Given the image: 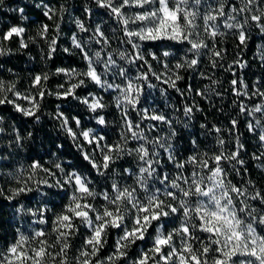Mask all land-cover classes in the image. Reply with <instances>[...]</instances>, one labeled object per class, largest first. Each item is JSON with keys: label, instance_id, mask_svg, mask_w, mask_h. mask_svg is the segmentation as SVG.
<instances>
[{"label": "snow or ice", "instance_id": "snow-or-ice-1", "mask_svg": "<svg viewBox=\"0 0 264 264\" xmlns=\"http://www.w3.org/2000/svg\"><path fill=\"white\" fill-rule=\"evenodd\" d=\"M94 2L118 27L106 34L97 25L86 41L73 36V45L80 50L86 70L57 69V74L63 73L69 79L82 78L55 95L79 100L91 113L97 114L94 119L98 125L106 126V117L98 114L108 107L103 97L94 93L80 97L76 89L85 86L87 80L105 91H115V106L120 112L118 139L108 143L106 135H99L91 128L76 132L61 112L57 113V119L74 142L82 137L92 145L91 151L85 150L82 144L77 147L96 174L108 178L110 183L98 189L88 176L67 171L62 163H53L54 172L33 161L27 168L10 174L16 187L8 189L9 200L29 193L43 198L47 196L44 188H55L65 193L63 198L67 202L58 212H53L43 199L36 208L21 205L18 211L32 217L35 226L27 235L17 229L16 238L0 249V264H264V188L258 187L250 177L244 178L247 173L242 159L245 145L236 134L239 118H230L225 128L212 125L210 131L216 134L214 149L201 152L197 141L192 140V153L182 158L173 144L177 132L169 116L157 108L140 106L145 88L157 87L152 79L167 86L161 89L162 94L168 88L181 96L188 93L186 99L191 98L193 102L184 104L183 114L189 120L195 111H203L195 97L222 99L224 93L219 90L222 82L214 70L234 73V67L247 66L238 58L226 64L227 49L222 45L231 36L237 49L246 48L252 30L264 35V0ZM3 3L0 0V5ZM53 11L47 8L44 15L51 19ZM90 11L85 8V13ZM76 25L81 32L89 31L79 19ZM56 27L59 29L58 24ZM47 30L46 25L42 26L41 34ZM24 32L23 27H11L0 33V55L9 51L4 47L5 41L22 37ZM113 39L128 47L112 49ZM91 45L100 47L92 51ZM148 45L164 50L158 55ZM20 46L27 47L23 39ZM177 46L184 53L179 58L168 50ZM55 47L56 39H52L49 55ZM117 57L124 64L136 66L137 74L130 76L129 69L118 63ZM169 57L176 62L162 61ZM205 60V70H200ZM150 61L162 64L163 70L157 72ZM100 66L102 71L98 70ZM181 70L196 72L208 83L202 89L194 90L191 85L181 89L178 82L185 79ZM109 75L112 80L106 78ZM48 78L47 74L36 75L33 83L42 88ZM116 78L119 83L114 82ZM229 84L234 96L233 107L239 115L248 118L247 130L258 135L260 151L252 158L260 160L264 158V86L257 82L250 89L238 75ZM8 92L27 100L31 107H22L9 99ZM44 95L43 90L37 92L40 98ZM254 98L260 102H253ZM6 103L24 116L39 120L36 116L39 101L33 96L22 97L15 90V83L0 81V105ZM133 112L137 119H133ZM72 120L80 128L81 121L75 117ZM161 125L168 127V133L151 136ZM200 127L209 131L207 124ZM3 131L0 127V132ZM223 132L232 139L226 140ZM23 139L16 134L18 146H22ZM125 158L134 162V167H116ZM47 177L52 178L51 182ZM235 177L241 179L235 180ZM0 196H4L2 187ZM49 212L51 217L47 215ZM111 230L119 235L112 251L105 256L103 252ZM81 236L79 247L74 250V241Z\"/></svg>", "mask_w": 264, "mask_h": 264}, {"label": "trees", "instance_id": "trees-1", "mask_svg": "<svg viewBox=\"0 0 264 264\" xmlns=\"http://www.w3.org/2000/svg\"><path fill=\"white\" fill-rule=\"evenodd\" d=\"M91 9L90 13H85V8ZM23 9V13L17 9ZM47 8L53 9L50 13L51 19L45 16ZM131 11V10H130ZM84 22L89 29L87 33L81 32L76 20ZM57 24L59 29H57ZM47 26V32L41 34L42 26ZM97 25H100L106 34H110L111 30L117 28L115 20L112 19L104 9L98 8L94 0H4L0 5V33H4L11 27H23L25 32L22 37H14L4 42L6 51L4 55H0V81L7 83H15V90L21 93V96H33L39 101V109L36 111L35 117L24 116L21 112L15 110L12 104L0 105V118L4 131L0 132V187L4 189V196H0V249L5 248L17 236V229L25 232L27 235L35 226L32 217L19 212L21 205L25 208H36L38 202L42 199L48 203L53 212H58L62 205L66 203L65 193L58 189L52 188L43 190L47 196L41 197L35 193H29L17 197L15 200H9L6 197L10 195L8 189L16 187L15 181L10 174L18 172L21 168L27 166L33 161H39L45 167L56 171L53 163H62L67 171L75 170L88 176L93 182L94 187L102 189L110 180L101 177L91 168L87 161L81 155L77 144H82L85 150L88 146L80 138L74 142L68 134L62 130L61 121L57 119V113L61 112L68 117L70 126L76 132L87 130L89 128L96 130L99 135H106L107 142L111 143L118 139L120 112L115 106L114 97L117 95L115 91H105L98 88L90 81H85V86L76 89V95L86 97L89 93L102 96L108 107L98 114L104 115L108 121L106 126L96 123L94 116L88 108L79 100L69 96L67 98H57L56 92H63L70 87V83L66 80L63 73L57 74V69L65 70H86V62L82 58L79 49L73 45L72 38L75 36L77 40L86 41ZM119 35V33H118ZM23 39L27 47L20 46V40ZM52 39H56L55 51L49 55V45ZM236 42L229 36L222 47L227 49L225 63H231L233 59H240L246 63V67L240 69L234 67V73L226 72L222 69L214 70L216 78L222 83L219 88L224 93L223 98L211 97V99H201L195 97L202 112L195 111L191 120L183 114V106L185 103L191 104L193 101L188 97L181 96L173 89L168 88L167 92L161 93L162 88L167 86L160 81L152 79L151 82L157 85L156 88H145V95L140 106L148 108H157L166 113L173 121V127L177 132L173 144L177 148L179 155L183 158L192 153V140H196L199 145V151H210L216 147V134L210 129L213 124L225 128L228 126L230 118H239L240 123L237 129L240 141L245 145V151L242 159L245 161L247 173L244 178H251L257 183L258 187L264 188V174L259 170L258 165H264V158L255 160L253 154H259L260 148L258 144V135H254L247 130L246 117L239 115L238 110L233 107V94L230 91L229 81L236 77H242L251 89L253 85L259 82L260 86H264V35L258 31L250 32V39L246 48H236ZM91 50L95 51L100 46L91 45ZM127 45L118 44L115 39L112 40V49H123ZM153 51H157L159 55L164 49L157 50L154 46L148 45ZM68 49V51H64ZM179 46L168 49L174 54L175 58L184 55L182 50H178ZM111 50V49H109ZM150 59V58H149ZM171 60L174 64L176 60L173 57L162 58L163 62ZM124 67L129 69V75L137 74L136 66H129L119 61ZM157 72H161L162 64L150 61ZM207 61L201 64L200 70H205ZM103 70L102 66L99 67ZM144 69H140L143 71ZM48 75V80L43 82L42 88H37L33 83L36 75ZM185 77L184 80L178 82L181 89L191 85L193 89L203 88L208 83L202 80L198 73L190 70H181L180 73ZM82 77H79L80 79ZM112 80V76L106 77ZM77 82V81H76ZM115 83H119L116 78ZM63 85L61 88L60 86ZM43 90L45 95L40 98L37 92ZM264 90V87H262ZM9 99H15L11 92L6 93ZM245 103H249L247 98ZM255 103H259V98H254ZM223 109V111H221ZM133 119H137L135 112L131 113ZM259 115V114H257ZM75 117L81 121L80 128H77L72 118ZM179 121V122H177ZM201 124H207L209 131L201 129ZM187 125V126H185ZM168 127L161 125L160 130L150 133L151 136H163L168 133ZM19 133L24 139L21 141L22 146L16 143V134ZM31 134V135H29ZM222 135L226 140L232 139L227 132ZM226 147H230L226 145ZM116 167H134V162L125 158L118 162ZM44 173H40L44 177ZM59 176V173H57ZM50 182L51 177H47ZM241 177H235L240 180ZM128 183H131L129 180ZM43 187V186H42ZM48 217L52 216L49 212ZM44 227V226H39ZM81 233L85 234V230L81 229ZM119 233L115 230L110 231L108 246L104 249L103 255H108L112 251ZM81 237L74 241V250L79 247ZM136 249H133V252Z\"/></svg>", "mask_w": 264, "mask_h": 264}, {"label": "rangeland", "instance_id": "rangeland-1", "mask_svg": "<svg viewBox=\"0 0 264 264\" xmlns=\"http://www.w3.org/2000/svg\"><path fill=\"white\" fill-rule=\"evenodd\" d=\"M65 76V78H66V80L70 83V84H72V83H75L76 81H77V79L79 78V77H73L72 79H69V77L68 76H66V75H64ZM23 97V96H22ZM15 99V101H16V103H19L22 107H25V108H30L31 107V105L29 104V102L27 101V100H25V99H22V98H16V97H14ZM1 124V123H0ZM95 132H96V130H94ZM97 133V132H96ZM82 138V137H81ZM86 143V142H85ZM86 145L88 146V150L87 151H91V149H92V145H88L87 143H86ZM99 158V155L97 154V159ZM262 166H264V165H262V164H259L258 165V168H259V170L264 174V167H262Z\"/></svg>", "mask_w": 264, "mask_h": 264}]
</instances>
